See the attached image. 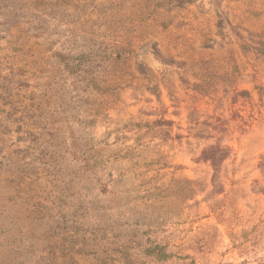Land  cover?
Segmentation results:
<instances>
[{
    "label": "rangeland",
    "instance_id": "obj_1",
    "mask_svg": "<svg viewBox=\"0 0 264 264\" xmlns=\"http://www.w3.org/2000/svg\"><path fill=\"white\" fill-rule=\"evenodd\" d=\"M0 264H264V0H0Z\"/></svg>",
    "mask_w": 264,
    "mask_h": 264
}]
</instances>
